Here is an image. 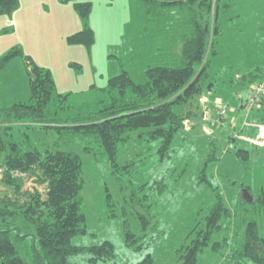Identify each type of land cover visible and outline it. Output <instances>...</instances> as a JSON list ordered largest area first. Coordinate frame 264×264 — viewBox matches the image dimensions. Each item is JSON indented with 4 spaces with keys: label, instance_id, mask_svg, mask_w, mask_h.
Returning <instances> with one entry per match:
<instances>
[{
    "label": "rangeland",
    "instance_id": "1",
    "mask_svg": "<svg viewBox=\"0 0 264 264\" xmlns=\"http://www.w3.org/2000/svg\"><path fill=\"white\" fill-rule=\"evenodd\" d=\"M90 1L93 9L88 26L96 37L91 47L68 42V37L84 27L72 3L60 1L66 8L62 16L52 22H37L29 39L25 38L28 51L12 37L11 29H0V43L14 41L5 54L20 46L34 64L50 70L56 88L49 109L59 111V117L87 115L110 106L115 93L110 91L109 80L127 71L136 83H143L147 67L160 64L163 52L173 42L171 31H160L148 21L141 0ZM219 6L220 35L206 81L215 84V96L234 108L249 96L248 88L241 86L245 80L236 76L264 70V0H220ZM29 70L22 56L0 69V107L31 100ZM206 93L200 99L199 116L177 133L169 156L164 158L158 152L160 140L141 141L134 132L118 154L119 165L129 167L114 171L93 138L59 140V149L74 152L84 161L86 184L81 205L88 232L76 236L73 244L90 247L109 241L115 248L111 261L92 263L90 254L84 253L71 257L72 263L137 264L151 254L155 264H179L182 248L189 243L191 232L203 226L217 194L232 217L223 222L224 228L214 240L228 239L230 251L243 242L245 225L252 220L263 233L264 147L248 141L256 139L258 127L245 125L256 112L243 113L241 127L237 122V130H232L230 118L217 122L213 97ZM58 94L68 97L60 102ZM206 105L211 107L209 112ZM28 125L19 123L11 130L24 150H45L58 141L54 132ZM238 150L248 151L249 158L238 156ZM21 178L22 194H16L0 176V199L8 195L23 202L35 192L46 196L47 185L41 184L36 174ZM245 190L251 198L248 201H243ZM258 197L261 203L256 201ZM146 213L152 223L144 230L138 217ZM127 231L136 236L134 244L128 241ZM221 263L222 255L210 249L200 256L199 264Z\"/></svg>",
    "mask_w": 264,
    "mask_h": 264
},
{
    "label": "trees",
    "instance_id": "2",
    "mask_svg": "<svg viewBox=\"0 0 264 264\" xmlns=\"http://www.w3.org/2000/svg\"><path fill=\"white\" fill-rule=\"evenodd\" d=\"M60 1L73 4L84 26L68 37L69 44L91 47L96 40L94 30L88 26L93 3L90 0ZM141 1L146 7L148 21L160 31H171L173 42L163 52L160 64L147 67L143 83H136L127 71L112 77L109 88L115 93L114 101L97 112L59 117V111L49 109L56 88L50 70L34 64L21 47L0 57V69L14 58L24 57L30 67L31 86L29 102L0 107L3 183L20 194L23 188L21 176L36 174L38 181L47 185L44 198L35 192L23 202L8 195L0 199V264H74L70 258L84 253L90 254L92 263L115 258L114 245L109 241L90 247L73 244L76 236L88 232L87 217L81 205L86 184L84 161L74 152L59 149L60 139L93 138L116 171L129 167L119 165L118 154L132 133L138 132L141 141L160 140L158 152L162 158L167 157L177 133L185 130L187 121L199 116L200 99L204 93L207 91L206 94L213 97L212 103L217 98L222 100L214 95L215 84L206 81L211 56L215 54L214 44L220 35V0ZM19 7L20 0H0V15L11 16ZM236 79L245 80L241 86L248 88L250 95L253 86L264 82V70L257 68L243 78L237 75ZM67 97L68 94L57 95L60 102ZM247 99L242 98L243 110ZM212 105L215 107L214 103ZM254 112L256 114L248 121L264 123V101ZM19 123L54 132L58 141L45 150H24L11 133ZM236 123L237 120L230 129L237 130ZM89 149L85 147V150ZM237 155L249 158L246 150H238ZM256 201L261 203L263 200L258 197ZM261 213L264 220V208ZM230 217L231 210L217 194V201L205 217L203 226L198 225L191 232L189 243L182 248L179 264H199L200 256L207 249L222 255L221 264H264V231L261 234L256 220L246 223L243 242L230 251L228 239L214 240L224 228L223 222ZM138 218L144 230L152 223L149 213L140 214ZM127 237L131 244L137 241L131 231H127ZM227 249L229 252H225ZM137 264H155V260L148 254Z\"/></svg>",
    "mask_w": 264,
    "mask_h": 264
},
{
    "label": "crops",
    "instance_id": "3",
    "mask_svg": "<svg viewBox=\"0 0 264 264\" xmlns=\"http://www.w3.org/2000/svg\"><path fill=\"white\" fill-rule=\"evenodd\" d=\"M64 9L66 8L60 6V0H20V7L15 13L11 16H2L0 18V29H11L12 37L17 38L19 43L25 47L26 51H28L25 38L27 37L29 39V36L31 35L30 30H33L37 25V22H52L57 17L62 16L64 11H66ZM75 28L77 27H74L72 30L75 31ZM13 42L14 41L10 39L4 43H0V57L13 46ZM14 63L19 66L17 60ZM215 92H217L216 89ZM212 108V112L216 115V109L213 105ZM234 108L237 111L230 112V116L236 117L238 126L241 127L244 118L242 115L244 113L242 104L240 106H235ZM210 109L211 107L208 112Z\"/></svg>",
    "mask_w": 264,
    "mask_h": 264
},
{
    "label": "built area",
    "instance_id": "4",
    "mask_svg": "<svg viewBox=\"0 0 264 264\" xmlns=\"http://www.w3.org/2000/svg\"><path fill=\"white\" fill-rule=\"evenodd\" d=\"M262 101H264V82L251 88L250 95L244 105V113H246L248 116L252 111L255 110V108H259ZM213 103L215 104L216 114H218L217 122L230 118L232 125L235 126L236 119L235 117L230 116V112H236L237 110L230 107L226 103H223V101L219 98H217ZM245 125H254V127H258L256 139H250L248 141L260 147H264V123L248 121L245 123ZM3 173L4 169L0 167V176H3ZM17 175L18 177L20 176V174Z\"/></svg>",
    "mask_w": 264,
    "mask_h": 264
},
{
    "label": "water",
    "instance_id": "5",
    "mask_svg": "<svg viewBox=\"0 0 264 264\" xmlns=\"http://www.w3.org/2000/svg\"><path fill=\"white\" fill-rule=\"evenodd\" d=\"M246 192H245V195H243V200H246V201H248L249 200V198H250V195L248 194V190H245ZM251 199V198H250Z\"/></svg>",
    "mask_w": 264,
    "mask_h": 264
}]
</instances>
